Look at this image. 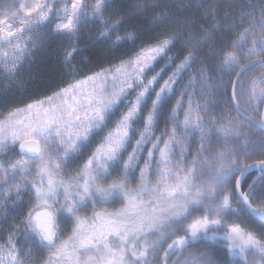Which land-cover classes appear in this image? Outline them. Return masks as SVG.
<instances>
[{
	"label": "snow or ice",
	"instance_id": "1",
	"mask_svg": "<svg viewBox=\"0 0 264 264\" xmlns=\"http://www.w3.org/2000/svg\"><path fill=\"white\" fill-rule=\"evenodd\" d=\"M0 264H264V0L0 10Z\"/></svg>",
	"mask_w": 264,
	"mask_h": 264
},
{
	"label": "trees",
	"instance_id": "2",
	"mask_svg": "<svg viewBox=\"0 0 264 264\" xmlns=\"http://www.w3.org/2000/svg\"><path fill=\"white\" fill-rule=\"evenodd\" d=\"M2 1H3V2H2ZM11 2H12V0H0V7H2V5H3V6H9V5L11 4ZM9 3H10V4H9ZM132 54L134 55V53H132ZM167 63H168L167 61H159L158 63H156V64L154 65L153 69L149 71L150 74L153 73V72H154V73L159 72V71L163 68V69H164L163 73L167 70V75H166V76H168L169 74H171L173 68H172L170 65H168V66L166 67ZM95 70H98V69H95ZM47 82H48L47 79H45V80H44V83H47ZM58 82H59V81H58V79H57V80L55 81V83H58ZM46 90H47V89H45V88H43V87H39V88L33 87L29 93H22L21 95L15 97V103H16L18 106H21V107H22L24 104L30 102V100H29V96H30V95H33V94H35L36 92L43 93V92L46 91ZM252 174L254 175L255 173H252ZM230 259L235 260V259H239V257H238V256H233V257H231Z\"/></svg>",
	"mask_w": 264,
	"mask_h": 264
},
{
	"label": "rangeland",
	"instance_id": "3",
	"mask_svg": "<svg viewBox=\"0 0 264 264\" xmlns=\"http://www.w3.org/2000/svg\"><path fill=\"white\" fill-rule=\"evenodd\" d=\"M3 2V1H2ZM10 4V3H9ZM12 5H13V0H12V2H11V4L9 5V6H3L2 5V7H0V10H3V9H7V8H10V7H12ZM155 65V64H154ZM150 71V70H149ZM147 72V75L150 77V76H152V75H155V73L153 72V73H151L150 74V72ZM172 71H173V69H172ZM167 70L164 72V73H162V76L164 77V78H167ZM170 75V74H169ZM161 83L163 82L162 80L160 81ZM178 95V94H177ZM173 103H174V101H173ZM163 126V121H161V127ZM157 135H159L160 133L159 132H157L156 133ZM149 147H150V145H148ZM130 150V149H129ZM137 175H138V171H137V173H136ZM120 205H119V200H118V198H114V202L113 203H111V204H107V205H104V206H102V207H107V208H109V210H111L112 208H114V207H119ZM24 210V208H23V206L20 208V209H17V213L19 212V211H23ZM91 208H89L88 209V214L90 215L91 214ZM62 226H64L63 224H62ZM68 229H69V231H70V229H71V225L69 224L68 226ZM67 233H65V235H66ZM44 255H46V252L44 253Z\"/></svg>",
	"mask_w": 264,
	"mask_h": 264
},
{
	"label": "water",
	"instance_id": "4",
	"mask_svg": "<svg viewBox=\"0 0 264 264\" xmlns=\"http://www.w3.org/2000/svg\"><path fill=\"white\" fill-rule=\"evenodd\" d=\"M252 173H255V172H254V170H253V172H252Z\"/></svg>",
	"mask_w": 264,
	"mask_h": 264
}]
</instances>
